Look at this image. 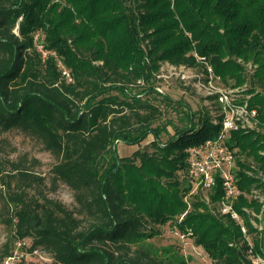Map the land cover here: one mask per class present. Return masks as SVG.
I'll use <instances>...</instances> for the list:
<instances>
[{
    "label": "trees",
    "instance_id": "obj_1",
    "mask_svg": "<svg viewBox=\"0 0 264 264\" xmlns=\"http://www.w3.org/2000/svg\"><path fill=\"white\" fill-rule=\"evenodd\" d=\"M195 51L227 85L246 86L264 126V0H0V135L17 129L41 140L58 158L54 186L66 184L76 202L70 208L39 188L31 194L41 176L16 166L0 215L12 211L18 238L32 239L18 264H190L138 246L169 222L214 264H254L242 226L219 210L220 182L209 201L198 193L191 207L185 200L187 149L220 125L209 112L198 123L192 113L162 142L160 110L142 98L156 92L166 62L201 70ZM150 135L153 152L119 155V142ZM231 146L246 155L234 208L264 257V227L253 223H264V129L234 132ZM34 249L53 261L40 263ZM13 254L7 245L0 264Z\"/></svg>",
    "mask_w": 264,
    "mask_h": 264
},
{
    "label": "rangeland",
    "instance_id": "obj_2",
    "mask_svg": "<svg viewBox=\"0 0 264 264\" xmlns=\"http://www.w3.org/2000/svg\"><path fill=\"white\" fill-rule=\"evenodd\" d=\"M39 40L41 41V37ZM194 83V79L185 82L176 75H170L166 78H157L154 81L156 92L142 95L144 100L151 102L160 110V115L157 117L154 126L161 125L168 128V131L161 136L162 142H166L174 135L177 128L181 129L189 125V114L194 113V120L198 123L201 114L210 113L214 110V107L209 104ZM138 89H142V87H138ZM153 140L154 136L150 135L137 145L119 142L117 144L119 155L132 156L139 149L148 150L151 153L155 150L150 144ZM240 156L242 159L246 158L244 154ZM57 161V156L47 150L44 143L38 138L17 129L2 133L0 135V212L9 188L12 189L16 185L15 179L12 180L10 177V175L16 174V166L41 176V183H34L36 187L30 189L31 194L39 196L37 191L39 188L51 198L74 208L76 205L74 192L64 183L60 182L57 187L53 184L52 169ZM137 163L139 164V160ZM8 181L11 182V185ZM198 195L206 198L204 191H199ZM194 199L195 197L192 195L190 201ZM10 215H12V211H4L0 215V253L8 245L12 248L13 253L22 256L31 246L32 239L25 238L27 245L20 246L22 240L18 238L16 233V220L14 224H10L8 222ZM257 225L263 228V224ZM160 228L162 230L161 236L142 240L138 246L174 262L185 258L189 260L190 264H214L203 247L197 246L193 238L183 234L171 222L160 226ZM40 254L35 257L40 263L53 261L48 252L42 251Z\"/></svg>",
    "mask_w": 264,
    "mask_h": 264
},
{
    "label": "built area",
    "instance_id": "obj_3",
    "mask_svg": "<svg viewBox=\"0 0 264 264\" xmlns=\"http://www.w3.org/2000/svg\"><path fill=\"white\" fill-rule=\"evenodd\" d=\"M40 47L42 48L41 45ZM193 54L197 63L202 67L201 70H198L196 66L175 65L166 62L162 64L157 74L159 79L170 75H176L185 82L194 79V84L201 94L214 107V110L210 112L213 123L220 125L219 133L215 137L187 149V165L179 171L181 179L188 180L192 184V190L185 200L191 207V196L199 191H204L205 199L209 201L210 192L220 182L224 191V197L218 205L220 212L229 214L240 223L251 246L249 249L250 258L254 264H264V257L253 252V241L248 235L244 218L234 208L236 199L242 194L238 182L241 166L239 164V148L231 146L234 132L264 129L258 117V108L251 106V95L244 92L246 86L227 85L220 76L215 74L214 68L206 56L200 55L196 51ZM247 66L252 71L256 67L252 63H248ZM63 73L70 78V73L65 67H63ZM261 199L264 200V196ZM253 223L259 227L255 221ZM25 245H27L25 239L20 241L21 247ZM27 253L22 256L14 253L5 258L4 264H18ZM31 254L41 255L38 249L31 251Z\"/></svg>",
    "mask_w": 264,
    "mask_h": 264
},
{
    "label": "water",
    "instance_id": "obj_4",
    "mask_svg": "<svg viewBox=\"0 0 264 264\" xmlns=\"http://www.w3.org/2000/svg\"><path fill=\"white\" fill-rule=\"evenodd\" d=\"M263 227H264V223H263Z\"/></svg>",
    "mask_w": 264,
    "mask_h": 264
},
{
    "label": "crops",
    "instance_id": "obj_5",
    "mask_svg": "<svg viewBox=\"0 0 264 264\" xmlns=\"http://www.w3.org/2000/svg\"><path fill=\"white\" fill-rule=\"evenodd\" d=\"M201 247V246H200Z\"/></svg>",
    "mask_w": 264,
    "mask_h": 264
}]
</instances>
